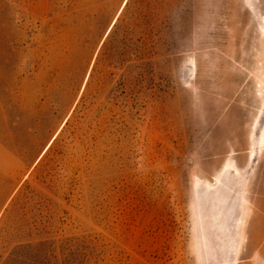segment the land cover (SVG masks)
I'll list each match as a JSON object with an SVG mask.
<instances>
[{
    "label": "rangeland",
    "instance_id": "rangeland-1",
    "mask_svg": "<svg viewBox=\"0 0 264 264\" xmlns=\"http://www.w3.org/2000/svg\"><path fill=\"white\" fill-rule=\"evenodd\" d=\"M124 1L0 0V264H264V0Z\"/></svg>",
    "mask_w": 264,
    "mask_h": 264
},
{
    "label": "bare ground",
    "instance_id": "bare-ground-1",
    "mask_svg": "<svg viewBox=\"0 0 264 264\" xmlns=\"http://www.w3.org/2000/svg\"><path fill=\"white\" fill-rule=\"evenodd\" d=\"M125 2H126V0L124 1V4H125ZM121 6H122V5H121ZM119 9H120V8H119ZM119 9H118V10H119ZM115 20H116V18L113 19L112 24L115 22ZM112 24H111V25H112ZM110 27H111V26H110ZM107 32H108V31H107ZM252 155H253V154L251 153V157H252ZM228 168H229V165H226V166H225V169H228Z\"/></svg>",
    "mask_w": 264,
    "mask_h": 264
}]
</instances>
